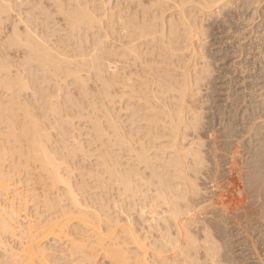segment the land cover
<instances>
[{"label": "bare ground", "instance_id": "6f19581e", "mask_svg": "<svg viewBox=\"0 0 264 264\" xmlns=\"http://www.w3.org/2000/svg\"><path fill=\"white\" fill-rule=\"evenodd\" d=\"M47 1L49 3V0ZM51 1L56 7L57 14H60L58 16L62 15V19L69 23L68 28H70L68 29L66 26L65 28L67 29H64L68 30L69 34L71 32L69 31L70 29H77L76 31H78V29L83 28L81 30L89 31L91 35L96 36L95 40L105 48V55L104 53H102L103 56L99 55L100 53L98 54L99 56L93 52H90L93 53L91 55L90 53H86L88 50L81 49L85 46L78 48L77 45H75L77 47L71 45L73 41L70 42V39L73 40V38L69 39L68 36L51 37L57 30L50 31L55 25L49 28V20L42 30L39 28L40 24H38L41 33L39 29H37L39 34L34 33L36 29L34 27L32 30L30 27L34 25L30 23L32 19L30 20L29 16L27 17L28 13L25 18L23 17L24 12H21V17L19 13V7L22 5L25 8L27 5H31L32 7L29 0H0V21L7 22V20L12 18L11 14L15 12L14 9H17V11L19 9V12H17L19 16L15 15V18L18 17L17 23L12 24L14 20H11L12 30L10 29V40L8 39V41H11L9 42L11 43L10 46H21L26 55L23 54L25 56L23 60H27L29 57L28 61L31 63L36 62L35 65L39 66V68L35 66L39 69L36 72L40 71L41 73L36 82L34 75L38 73L35 74L34 70L33 72L31 71L34 75L30 73L33 64L29 65V62L24 61L27 65L23 67H27L26 69L28 70L30 66L27 72L29 81H27L26 75L25 82V78L16 73L10 77L11 74L9 75V73L13 71L10 70L12 69L11 64L14 65V61H11V64L7 62L6 55L5 58L7 60H0V73L2 71V73L5 72L7 74H2L0 87L13 92L9 100L5 95H2L8 100L4 99L7 102L1 101L3 99L0 100V125L7 123L6 128H8L5 129L8 131L4 130L6 132L4 133V131H1L3 128L0 127V136L5 134V136H8V140L12 138V141L8 142L7 140L4 142L7 146L11 142L8 150L5 148L6 145H2L1 143L2 146H0V252L2 257H4L5 264H58L54 260L56 259L55 261L57 262L58 258L63 259L65 257L62 256L64 251L60 247L62 246L61 242H64V248L68 243V247H70L68 250L74 249L75 253L84 255V258L86 257L89 263L90 261L92 263L96 252L102 248L100 251L107 262L109 260L111 264H198L195 256L199 250L202 251L205 259L210 261H213L218 256L213 233L214 231L218 232L219 227L229 226L233 228L234 234H252L256 232L258 230L257 225L253 222L264 211V133L261 135V132L264 131V97L259 103L253 102L248 105V111L246 110L244 112L245 116L241 117V121L245 120L249 124L247 130H251L252 134L250 138L253 139H247V142L240 145V141L237 138L241 134L237 132L238 129L236 128L238 127L234 126L235 124L232 125L233 123L230 119H226V122L223 121L225 124L220 132L222 135L219 134L221 139L232 140L233 138V140H236L231 142L226 141V144H224L225 148L221 150L230 155L227 161L232 165V169H234L235 160L239 158L238 156L243 153V157H247L244 162L246 174L243 176V180L245 184L242 188L234 177L224 178L219 173L216 161V153L218 151L215 145L209 142V139H211L209 136L212 134L208 135L209 139L206 136L207 142L203 138L205 136H203L202 130L200 133L203 117L198 113V110L200 112L201 108L195 105L200 92H198V88L194 87L198 84L201 85L203 81L210 80L209 77L212 73L207 43L205 44V40L209 38V22L213 20V22L223 21L225 18L230 26L233 24L238 25L239 21L237 23L236 20H242L238 16L239 11L242 9L247 11L252 1ZM39 2L38 6H40ZM33 7L37 8L36 5H33ZM29 10L32 9L30 8ZM53 10L55 9L53 8ZM44 17L49 16L46 15ZM247 18L245 17L244 19ZM1 23L3 24V22ZM20 23L24 26L23 32L18 27ZM35 26H37L36 22ZM65 30L62 29V31ZM49 31L50 34L52 33L51 36L48 34ZM78 33L76 34L78 35ZM90 33L87 34L90 35ZM234 33L237 34V31H234ZM263 33L262 35H264ZM76 34H74V37H76ZM83 36H86L85 31ZM87 36L86 38L90 37ZM50 37L53 39H50ZM4 38L7 39V37ZM259 38L261 37L259 36ZM103 39L104 42H102ZM3 41L1 40L2 43ZM92 41L94 40L92 39ZM95 42L94 46H92L93 42H91V48L94 47L91 49L92 51L96 49ZM75 44H78V42H75ZM80 44L82 45L81 41H79ZM251 45L254 46V44ZM251 45H248L246 51L252 49ZM100 48H98L99 51L102 49ZM2 49L1 52L4 53L5 50ZM13 49L15 50V48ZM234 49H237V47ZM91 50L89 49V51ZM9 51L8 53L10 54ZM8 53L5 52V54ZM23 60L22 62L20 61L22 65ZM103 61L106 63L104 66ZM18 62L17 64H20ZM17 64L15 63V65ZM25 68H22L18 72L21 73L22 71L21 74L23 75V72L27 71L23 70ZM63 79L69 81V84L72 83L75 88H78V92L80 93H78L80 95L78 99L81 97V101L77 100V107L79 109L76 108V110L90 109L89 112H86L87 110L85 112L86 116H89L90 121L87 119L90 124H88L92 126L94 140L97 143L94 144L96 146L92 152L97 153L95 155L99 166L102 168L101 171L96 172L92 169L88 171L90 169L83 167L81 160L80 163L78 162L79 160L76 161L77 159L75 161L76 163H80V165L75 167L71 164L73 162H65L66 159L63 162L64 158L62 159V157L65 156L66 158V155L67 158L68 156H71V158L75 157V155L74 157L71 155L75 153L73 152L74 150L83 151L82 143L81 145L79 144L81 140L78 139L77 135L72 134L73 131H70L71 135L75 136L72 139V143L70 144L69 142L71 139H66L69 142V146H64L66 144L65 141L63 142L65 143L64 145L62 143L65 147L62 146V149L67 152L60 157L62 160L58 161L56 156L59 155L55 156L53 153V151L56 153L58 151L56 149H59L58 146V148L56 147L58 145L56 143L59 140L56 143L54 142L56 145L51 144L56 147V151L50 145V151L48 150L46 142H48V139L50 140L49 136L52 137L51 134L47 133L48 130L46 132L48 124L46 125L45 122L48 121V116H50L49 119L52 118L51 120H54L49 121L53 122V124L55 123L56 127L54 129L57 128L58 137L59 139L61 138L60 141L69 133H66L63 126V117L61 116L63 112L67 118H65L66 121L64 122L70 123L71 127L68 126L70 129L74 128L72 127V119L70 121V118H68L70 116L68 112L72 110L70 109V107H73L72 105H76V100H74L75 104H72L74 98L72 99L71 97L73 94L69 89L65 88L69 84L64 82L66 83L65 85ZM90 79L99 83L96 87L94 86L95 89L93 91L96 88H100L99 91L96 90L97 93L95 94L88 84ZM31 80L32 83H29ZM47 81H53L56 85H54L55 88L58 87V81H62L61 85H65L64 88L66 89L63 88L64 91L62 93L64 92L63 94H65V92L69 91L71 94L66 93V97L71 98L72 101L69 98V102L65 99L63 100L65 102L60 100L61 103L60 101L58 103L61 108L58 107L59 104L54 102L55 100L52 102L51 96H53V92H51L52 94L49 92L51 89L46 90V87L50 84L47 85ZM28 89L35 91L34 93H31L33 90L30 92V102L27 101V98V100H22L26 97L25 95L20 99L21 93ZM7 90H4V92L6 91L7 93ZM56 91L59 94V88ZM75 98L77 99V97ZM35 104L39 107L38 111L41 109L42 112L43 110V113L37 111L42 116H38V113H36L38 115L34 114L35 112L33 113L36 107L34 106ZM17 110L23 112L22 114L20 111V117H25L24 123L23 119H20L23 124L18 121L19 115L15 113ZM45 110L50 112L47 111L49 113L48 116ZM67 110L69 111L66 114ZM77 111L74 113H78ZM80 111L79 115L82 112L85 114L84 111ZM255 112H259L260 115L256 116H258V119L262 117L263 121L253 126L252 121L255 123L257 119L256 116L254 117ZM41 117L43 119L47 118V120L45 121ZM57 119H59L58 123ZM203 120H205V117ZM72 130L77 129L75 127ZM211 130L213 131V129ZM78 135L80 134L78 133ZM88 140L87 142L91 141ZM23 142L26 150L23 147L25 152L22 150L20 152L19 146ZM12 143L17 144L18 148L15 146L11 149ZM233 143H235V146ZM231 145L233 146L231 147ZM91 146L94 147L93 145ZM11 151L12 153H17V158L18 156L26 155L25 158L20 157L25 162L22 163L24 164L23 166L19 163L21 168H28L31 166L30 163L34 162L32 167L38 173L37 183H39L41 189L40 196L42 194L43 201L46 198V209L50 208L49 212L52 211L51 208L58 205L57 203L55 206L56 201L53 198V195L56 193L53 192L56 186L59 195L56 193L55 196L59 200L61 196L60 202L63 201L62 198L64 196L66 199H63L69 200L71 208L66 205L62 206V203L65 202L63 201L61 205H58L59 208L55 212L59 215L53 213V217L49 215L48 211L47 213L49 214L48 216L44 215L45 218L34 217L33 220H31L28 214L20 215L22 211H25L27 202L24 199L25 197L20 195V188H14L19 181H16L12 175L8 174L11 173L9 171L14 170L9 168L10 165L6 166V169H11H8V172L6 170L4 172L1 169L3 168V163L12 156L9 155ZM63 151H60V154ZM64 164L71 165L65 166ZM61 165L65 166L64 169L61 168ZM13 166L12 164L11 167ZM94 168L96 169V167ZM60 169L65 171V173ZM16 170L17 167L15 168ZM75 171H79L81 179L75 181V185L73 186L72 184L74 183L71 184L70 178L74 176ZM61 172L64 174H61ZM103 175L106 176L103 177ZM86 176L93 181L87 183L83 179ZM218 179L221 180L223 187H228L227 191H220ZM26 189L30 188L27 187ZM87 190L93 191L92 193L89 192L90 197L86 196L85 199L82 197L83 195L80 196V193L82 191L86 195L85 192ZM51 194H53L51 200L53 203L48 198ZM78 196L79 198H84V200L82 198L80 200ZM16 200L17 205H15ZM71 221H74L75 225L70 226ZM79 228L95 232L94 234L99 237H96L98 240H104L107 237V242L104 243L101 240V248L98 250L95 247L100 244L97 243L96 246H93V240L92 242L90 241L92 245L86 243L89 241V236H86L88 238L86 240L84 236L86 230L84 235H82L84 230L82 232ZM7 238L18 241L15 243L19 244V248L16 247L14 249L11 245H8ZM20 239L21 241H19ZM74 252L73 254L70 253L72 258ZM78 258L71 259V261L76 260L78 262Z\"/></svg>", "mask_w": 264, "mask_h": 264}, {"label": "rangeland", "instance_id": "374dc122", "mask_svg": "<svg viewBox=\"0 0 264 264\" xmlns=\"http://www.w3.org/2000/svg\"><path fill=\"white\" fill-rule=\"evenodd\" d=\"M30 2H31V4H32V7H31V5H27V7L29 6V8L27 9V7L25 8L24 7V5H22L21 7H19V9H20V12H19V9H18V11H17V9L15 10L14 9V13H12L11 14V17L12 18H10L9 20H7V22L5 21H0V23L1 22H3V24L1 25L0 24V42H1V40L3 41L5 38L4 37H7V39H5V41H6V44H9V45H7L6 46V44H5V41H3V43L1 42L0 43V46H2L3 47V49L5 50L4 51V53L3 52H1V49H2V47H1V49H0V58H2V59H0V60H7V62H9L10 64L13 62L14 63V65L13 64H11L12 65V69H10L11 71L13 70H15L16 68H18V69H16L14 72L12 71H10L11 73H9V75H10V77H12V75H14V73H16L17 75H20L21 77H24L25 79V82H26V77H27V81H29V77H28V74H27V72H28V70H29V67H28V70L25 68V67H23V66H26L27 65V63L29 62V65H32L31 67H32V69H30V73H31V71L33 72V70H34V73L35 74H37V75H34V73H31V75L33 74L34 75V79H36V82L38 81V79H39V77L41 76V73H40V71L39 72H36L37 70H39V69H37V68H39V66L37 67L36 65H35V63L36 62H30V61H28V58H27V60H23V57H25L26 55H25V52L23 51L24 49L21 47V46H12L13 48H15V50L10 46L11 45V43H9V42H11V41H8V39L10 40V37H9V35L11 34V31H10V29L12 28V25H11V20H14L13 22H12V24H14L15 22L17 23V21L16 20H18V17H16L15 18V15H17V12H19L20 13V17L22 16V13L21 12H24V14H23V17L25 18L26 17V15H27V13H28V15H27V17L29 16V19L31 20L32 19V21L30 22L31 24H33L34 26H32L31 24V28H32V30H33V28L34 29H36V30H34V33H38L39 31H40V33H41V30H42V28H43V26L45 25V24H47L48 23V20H49V28H51L53 25H55V26H53L51 29H50V31L52 32V30H57L55 33H54V31H53V33H54V35L53 36H51V34H50V31L48 32V34H50L49 36H51V37H53V38H58L60 35L62 36V37H64L63 35H65V36H68V38L70 39V38H73V40L72 39H70L69 41L70 42H72L71 43V45H77L78 46V48H81L82 46H85V47H82L81 49H86V50H88V52L86 51V53H90V52H93V53H96L97 55L99 54V55H101V56H103V54L102 53H104V55H105V51H104V47L101 45V43H99V42H97L96 40H95V37L93 36V35H91V33L88 31H86V30H81V29H83V28H81L80 30L78 29V31H79V33H78V31H76L75 29H70L69 31H71L70 32V34H69V32H68V30H65V29H67L68 28V25H69V23L66 21V20H64V19H62L63 17H61V16H58V15H60V14H57V12H56V7L53 5V3H52V1L51 0H49V3H48V1L46 0H35L36 1V3H35V1L34 0H29ZM40 1V2H39ZM252 1V4L250 5V7H248V9H247V11L245 10V9H242L241 11H239L238 13V16L240 17V18H242V20L241 19H239V20H236V22L237 21H239V24L237 25V24H231L232 26H230L226 21L227 20H225V18L223 19V21L222 20H220V21H215V22H213V21H210L211 22V25H210V22H209V29L208 30H210V31H208L209 33H208V37L209 38H207L206 40H205V44L207 45V51H208V53H209V62L211 63V68H210V70H211V74H210V77H209V79L210 80H207V81H203V82H201V85H202V87H201V85L200 84H198V85H195L194 87H196V89L198 88L199 89V91L198 92H200L198 95L199 96H197V100H196V103H195V105H197V107L199 108H201L200 109V112H199V110H198V113H200L201 114V116L204 118L205 117V120H203V118H202V121H201V123H202V126H203V128H202V126H201V128H200V133L202 132V134H203V136H205V137H203V138H205V141H207V137H208V135H211V136H209V137H211V139H209V137H208V139H209V142L210 143H212V144H214L215 145V148H217V153H216V156H217V159H216V161H217V165H218V167H219V173L221 174V176L222 177H224V178H231V177H234L235 179H236V181H237V183L239 184V186L240 187H244V184H245V181L243 180V176L246 174V171H245V165H244V162H245V160L247 159V157L246 156H244L243 157V153L240 155V156H238L239 158L237 159V160H235V166H234V169H232L231 168V164H230V162L229 161H227V158H229L230 157V155H227L226 153H224V152H222L221 150L223 149V148H225V146H224V144H226L225 142L226 141H228V142H231V141H234L233 140V138H232V140H224V139H221L220 138V135H222V133H220L221 132V129H222V127L224 126V124H225V122L227 121V120H229L230 119V121L233 123L232 125H234V126H236V127H238V128H236V129H238V133L239 134H241V135H239V137L237 138L240 142H239V144L240 145H242L244 142H247V139H253V138H250V135L252 134V132H251V130L249 129V131L247 130L249 127V124L245 121V120H243V121H241V119L243 118L242 116H245V111L247 110L248 111V105H250V104H252L253 102L255 103H259L261 100H262V98L264 97L263 95H264V35H262V33L264 32L263 30H264V0H251ZM255 1H257L256 3H258V4H256L255 3ZM38 2L40 3V6H38L39 4H38ZM43 2H45V3H43ZM47 2V3H46ZM263 2V3H262ZM43 4V5H42ZM49 5V7H48V5ZM33 5H36L37 6V8H41L40 10L38 9L37 10V8L36 7H33ZM42 5V6H41ZM46 5V6H45ZM44 6H45V8H47L46 10H45V8H44ZM53 7L55 10H53L52 11V9L53 8H51V7ZM252 6H253V8H252ZM254 6H255V8H254ZM42 7H43V9H42ZM32 9V10H29V9ZM22 9V10H21ZM49 9V11L47 12V10ZM25 10V11H24ZM45 11L44 13H43V11ZM51 10V11H50ZM246 12H245V11ZM27 11V12H26ZM29 11V12H28ZM37 11H39V12H37ZM252 11V12H251ZM51 12V13H50ZM16 13V14H15ZM18 13V14H19ZM31 13V14H30ZM32 13H36L37 14V16H36V14L34 15V14H32ZM40 13V14H39ZM44 14V16H49V17H44L43 16V14ZM54 13H55V15H54ZM247 13V14H246ZM39 14V15H38ZM51 16H50V15ZM54 16H53V15ZM245 14V15H244ZM253 16H252V15ZM261 14V15H260ZM13 15V16H12ZM43 17H42V16ZM241 15H242V17H241ZM252 17H251V16ZM17 16H19V15H17ZM31 16V17H30ZM33 17H35V18H37L36 20H35V18L33 19ZM229 17V16H228ZM247 18V19H244V18ZM40 18H41V20H40ZM47 18V19H46ZM49 18V19H48ZM55 19V20H54ZM251 19V20H250ZM35 20V21H34ZM43 21V22H40V21ZM47 20V21H46ZM225 20V21H224ZM244 20H245V22H244ZM10 21V22H9ZM34 21V23H32ZM40 23H39V22ZM46 21V22H45ZM51 21V22H50ZM53 21V22H52ZM56 21V22H55ZM242 21V22H241ZM35 22H36V25L37 26H35ZM68 24H67V23ZM223 22V23H222ZM235 22V21H234ZM241 22V23H240ZM216 25H215V24ZM218 23V24H217ZM220 23V24H219ZM226 23H227V25H226ZM238 23V22H237ZM21 24V23H20ZM18 24V27H20V29H21V31L24 29V26H23V24ZM38 24H40L39 26H38ZM50 24H52V25H50ZM224 24V25H223ZM244 24V25H243ZM41 25H42V27H41ZM213 25H215V26H213ZM236 25V26H235ZM261 25H262V27H261ZM23 26V27H22ZM29 26V25H28ZM67 26V28H65ZM227 26V27H226ZM235 26V27H234ZM238 26V27H237ZM41 28V30L39 29V28ZM49 28H48V30H49ZM65 28V29H64ZM70 28V27H69ZM68 28V29H69ZM221 28V29H220ZM230 28V29H229ZM236 28V29H235ZM37 29H39V31L37 30ZM60 29V30H59ZM62 29L63 30H65V31H62ZM215 29V30H214ZM225 29V30H224ZM228 29H229V31H228ZM257 29V30H256ZM12 30V29H11ZM47 30V31H48ZM240 30V31H239ZM261 30V31H260ZM24 31V30H23ZM22 31V32H23ZM37 31V32H36ZM73 31V32H72ZM78 33V35L75 33ZM84 31H85V34H86V36L90 33V35H88V36H90V37H88V38H86V36H83L84 35ZM214 31V32H213ZM220 31V32H219ZM234 31H237V34L236 33H234L233 34V32ZM68 32V33H67ZM225 32V33H224ZM231 32H232V35H231ZM262 32V33H261ZM62 33V34H61ZM68 35H67V34ZM88 33V34H87ZM223 33V34H222ZM227 33V34H226ZM39 34V33H38ZM73 34V35H72ZM74 34H76L75 36L76 37H74ZM83 34V35H82ZM264 34V33H263ZM210 35V36H209ZM238 35V36H237ZM240 35V36H239ZM58 36V37H57ZM73 36V37H72ZM77 36H79L78 38H77ZM259 36L262 38V40H261V38H259ZM50 37V39H53V38H51ZM66 38V37H65ZM64 38V39H65ZM80 38V39H79ZM85 38V39H84ZM89 38H91V39H89ZM254 38V39H253ZM67 39V38H66ZM65 39V40H66ZM79 39V40H78ZM88 39H89V41H88ZM92 39L94 40V41H92ZM97 39V38H96ZM260 39V40H259ZM76 40V41H75ZM86 40V41H85ZM91 40V41H90ZM224 40V41H223ZM253 40V41H252ZM54 41V40H53ZM67 41H68V39H67ZM79 41H81V43H82V45L80 44L79 45ZM83 41H84V43H83ZM88 41V42H87ZM96 41V42H95ZM108 41V40H107ZM262 41V42H261ZM75 42L77 43L78 42V44H75ZM91 42H93V45L92 46H94V42L97 44H95V51H92L91 49H93L94 47H92L91 48ZM102 42H104V39H103V41ZM225 42H227V43H225ZM233 42V43H232ZM260 42V43H259ZM67 43H69V42H67ZM85 43H87L86 45H85ZM90 43V44H89ZM99 43V44H98ZM223 43V44H222ZM237 43V44H236ZM4 46H3V45ZM70 44V43H69ZM89 44V45H88ZM103 45H104V43H102ZM210 46H209V45ZM239 44V45H238ZM251 44H254V46L253 45H251ZM99 45V46H98ZM100 45H101V48H100ZM236 45V46H235ZM248 45H251L252 46V49L250 50V51H246L247 49L246 48H248ZM77 46H75V47H77ZM80 46V47H79ZM98 46V47H97ZM233 46V47H232ZM245 46V47H244ZM8 47H10L11 48V50L9 51V49L10 48H8ZM74 47V48H75ZM208 47H209V49H208ZM225 47V48H224ZM237 47V49H234V48H236ZM254 47V48H253ZM17 48H19V49H17ZM21 48V49H20ZM91 50V51H89V49ZM98 48H100L101 50V52L99 51V49ZM2 49V50H3ZM23 49V50H22ZM71 49V48H70ZM76 49V48H75ZM233 49V50H232ZM244 49V50H243ZM21 50V51H20ZM72 50V49H71ZM210 50V51H209ZM221 50V51H220ZM236 50V51H235ZM238 50V51H237ZM8 51L10 52V54L8 53ZM22 51H23V53H22ZM98 51V52H97ZM233 51V52H232ZM254 51V52H253ZM5 52L6 53H8V54H5ZM155 52H157V51H155ZM227 52V53H226ZM249 52V53H248ZM253 52V53H252ZM93 53H90V55L91 54H93ZM262 53V54H261ZM23 54L25 55V56H23ZM216 54V55H215ZM229 54V55H228ZM232 54H234V55H232ZM245 54V55H244ZM7 57H6V56ZM9 55V56H8ZM22 55V56H21ZM98 55V56H99ZM237 55V56H236ZM247 55V56H246ZM249 55V56H248ZM100 56V57H101ZM7 59H6V58ZM11 58V59H9V58ZM20 57H22L21 58V60H20ZM99 57V58H100ZM3 58H5V59H3ZM25 58V59H26ZM255 59V60H254ZM10 60V61H9ZM22 62V60H23V65H22V63L20 62V61ZM12 61V62H11ZM19 61V62H18ZM27 61V63L25 64V62ZM212 61V62H211ZM254 61H255V63H254ZM17 62L18 63H20L21 64V66H20V64H17ZM15 63L18 65H15ZM106 63L103 61V66L105 65ZM261 64V65H260ZM16 68H15V67ZM37 68H36V67ZM240 66H241V68H240ZM19 67H20V69H19ZM14 68V69H13ZM22 68H25V69H23V70H27L26 72H23V75L21 74L22 73V71H21V73L20 72H18V71H20V70H22ZM244 68V69H243ZM241 69V70H240ZM246 70V71H245ZM244 71V72H243ZM19 74H18V73ZM259 72V73H258ZM4 73L5 72H3L2 73V71H1V73H0V78H1V76H2V74L4 75ZM13 73V74H12ZM261 73V74H260ZM6 74V73H5ZM84 74V73H83ZM7 75V74H6ZM5 75V76H6ZM27 75V76H26ZM86 75V74H85ZM213 75V76H212ZM261 75V76H260ZM26 76V77H25ZM29 76H30V74H29ZM3 77V76H2ZM38 78V79H37ZM92 79H93V77H92ZM263 79V80H262ZM64 81H63V83L64 82H69V81H65V79H63ZM67 80V79H66ZM40 81V80H39ZM95 81V80H94ZM93 80H89V82H88V84H89V86H90V89L93 91L94 89H95V87L99 84L97 81H95L94 82ZM212 81V82H211ZM48 82V81H47ZM51 82H53V81H50V82H48L47 83V85L49 86H47L46 88V90H48V89H51V91L49 90V92H50V94H52L51 92H53V96H51L52 98V102L54 101V102H57V104H59L58 102L60 101V100H68V98L66 97L67 96V94H73V96L71 97L72 99H73V101L71 100V98H69L73 103L72 104H75V101L74 100H76V107L74 106V105H72L73 107H74V109H73V107H70V109H72V110H67L66 111V114H67V112L70 114V116L68 117V118H70V121H71V119H72V121H73V125H72V127H76V129L79 131H77V130H72V129H74V128H72V129H70L69 127H71V125H70V123H65L64 121H66V117H65V113H64V116H63V113H62V117H63V119L62 118H60V119H62V122H63V126H64V128H65V131H66V133L67 132H69L70 133V131H73L72 132V134L73 135H77L78 136V139L79 140H81L80 142H79V144L81 145V143H82V145H83V151H79V150H74L73 152H75L74 154H71V155H73V157H74V155H75V157L74 158H71V156L69 157L68 156V158H67V155H66V158H65V156L64 157H62V155H64L65 153H67V152H65V150L64 149H62L64 146H69V142H70V144L72 143V139H73V137H75V136H73V135H71V133L69 134V133H67L68 135L63 139V140H61L60 141V139H59V135L57 134L58 132H57V128L56 129H54V127H56V125H55V123L53 124V122H50L49 120H51L52 118H50L49 119V117L50 116H48L49 115V113L45 110V112H46V114H47V116H48V121L47 122H45L46 120H47V118L45 119H43L42 117V119L43 120H45L44 122H45V124L48 126H46V132H47V130H48V132L47 133H49V134H51L52 135V137L51 136H49L50 137V140L48 139L47 141L48 142H46L47 144V147H48V150L50 151V147H49V145L50 146H52V149H56V147L58 146L59 147V149H56V150H58V151H56V153L53 151V153H54V155L56 156L57 154L59 155V156H56V158H58V161H60V160H62L63 158V162H64V160H65V162L67 161L68 163H71V162H73V163H71L72 165H73V167H75V166H77V165H80V163L83 165V167H87V169H90V170H88V171H91V169L92 170H95L96 172H98V171H101V166H99V163H98V160H97V157H96V155L95 154H97L96 152H94V154H93V152H92V150H94V148H95V146L96 145H94V144H97L95 141L96 140H94V135H93V130L91 129L92 128V126H90L89 124V121H90V119L88 118L89 116L87 115L86 116V112H89V108H85V109H83V110H79L80 112H82V111H86L85 112V114L82 112L81 113V115L83 114L84 115V117H83V115L81 116V115H79L78 113H79V111H77L76 110V108L77 109H79L78 107H77V102L80 100L81 101V97L78 99V97L80 96L79 94V92H78V88H77V90H76V88L72 85V83H68L69 84V86L67 85V86H65L66 85V83H64L65 85V88L68 90L69 89V91L71 92V93H69V91L68 92H65V94H63L62 93V91H64V86L63 85H61V82H59L58 81V83H57V86L58 87H54V85H55V83L53 84V83H51ZM209 82V83H208ZM29 83H32V80H31V82H29ZM60 83V84H59ZM62 83V84H63ZM203 83V84H202ZM263 83V84H262ZM52 84H53V86H52ZM59 85H61V86H59ZM206 85H208V86H206ZM51 86V87H50ZM56 86V85H55ZM95 86V87H94ZM200 86V87H199ZM52 87H53V91H52ZM99 87V86H98ZM205 87V88H204ZM58 88H59V94H57L58 92L56 91V89L58 90ZM62 88V89H61ZM64 88V89H63ZM4 88H1L0 87V93H2V94H0V97L2 96V95H5V97L9 100L10 99V97H11V95H13V92L12 91H8L7 89H4V90H7V93H6V91L4 92V90H3ZM65 89V90H66ZM99 89L100 88H96V90L97 91H99ZM200 89H201V91H200ZM29 90V91H28ZM27 91H24V92H22L21 93V98L20 99H22L23 97H24V95L26 96V97H24L22 100H27L28 102H30V92L33 90V89H28ZM34 90H35V88H34ZM33 90V92H31V93H34L35 91ZM93 91L94 92V94L95 93H97V91ZM1 91H3L4 93H6V94H4L3 92H1ZM10 94H9V93ZM29 92V93H28ZM92 92V93H93ZM12 93V94H11ZM25 93V94H24ZM79 93V94H78ZM27 94H29V95H27ZM7 95H9V97H7ZM61 95V96H60ZM63 95V96H62ZM68 95V96H69ZM4 96H2V98H0V100L1 99H3V100H1V101H4V102H7L8 100L4 97ZM66 97V98H65ZM75 97H77V99L75 98ZM27 98V99H26ZM7 100V101H5V100ZM21 100V101H22ZM78 100V101H77ZM79 101V102H80ZM201 101V102H200ZM205 101V102H204ZM63 102H65V101H63ZM67 102V101H66ZM68 102H69V100H68ZM208 102V103H207ZM60 103H61V101H60ZM71 103V102H70ZM70 103H68V104H70ZM201 103V104H200ZM55 104V103H54ZM56 104V105H57ZM66 104V103H65ZM71 105V104H70ZM199 105H201V106H199ZM34 106H36L35 107V109L33 110V113L34 114H36V113H38V112H41V109L38 111L37 109H39V107H38V105L37 104H35ZM69 106V105H68ZM58 107H60L61 108V106H60V104L58 105ZM204 107V108H203ZM59 108V109H60ZM203 110V111H202ZM18 111V110H17ZM17 111L15 112L17 115H19V117H20V115H21V113L23 114V112L21 111V113H20V111H18V113H17ZM38 111V112H37ZM78 112V113H74V112ZM41 113H43V110H42V112ZM41 113H38V114H36V115H38V116H42L41 115ZM61 113V112H60ZM258 113V114H257ZM45 114V115H46ZM68 114V115H69ZM73 114V115H72ZM74 114H77V115H74ZM204 115V116H203ZM256 115H260L259 114V112H255L254 113V117L256 116ZM23 116V115H22ZM18 117V121L20 122V123H22V121H23V123H24V118L22 117H20L19 118ZM44 117H46V116H44ZM59 117H60V114H59ZM242 117V118H241ZM258 116H256V118H257ZM66 118V119H65ZM89 119V121H88V119ZM91 118V117H90ZM255 118V119H256ZM260 118V117H259ZM20 119H23L22 121H20ZM227 119V120H226ZM58 120L59 119H57V123H58ZM222 120V121H221ZM226 120V121H225ZM239 120V121H238ZM257 120V121H256ZM255 120V123H254V121H252V124H254L253 126H255V124L257 125V124H259L260 122H262L263 121V118L261 117L260 119H256ZM259 120V121H258ZM261 120V121H260ZM51 121H54V120H51ZM88 121V122H87ZM223 121H225L224 123H223ZM236 121H238V122H236ZM67 122H69V120H67ZM22 123V124H23ZM51 123V124H50ZM89 123V124H88ZM205 123H206V125H205ZM217 123H221V124H217ZM66 124V125H65ZM209 124V125H208ZM238 124H240V125H238ZM2 125V124H1ZM0 125V127L1 128H3V130L1 129V131H4L5 129H8V128H6V125H7V123L5 124H3L2 126ZM5 125V126H4ZM53 127H52V126ZM55 125V126H54ZM219 125V126H218ZM220 125H222V126H220ZM246 125V126H245ZM4 126V127H3ZM69 126V127H68ZM51 127V128H50ZM89 127V128H88ZM218 127H219V130H218ZM69 128V129H68ZM211 129H213V131L211 130ZM202 130V131H201ZM210 130H211V132H213V133H211L210 132ZM5 131H8V130H5ZM4 131V133H6ZM18 131V130H17ZM51 133H50V132ZM80 134V135H78V133ZM209 131V132H208ZM219 131V132H218ZM240 131V132H239ZM19 132V131H18ZM209 134H208V133ZM236 132V133H237ZM250 132V133H249ZM46 133V134H47ZM90 133V134H89ZM262 134L261 135H263V133H264V131L263 132H261ZM18 134V133H17ZM57 136H56V135ZM205 134V135H204ZM220 134V135H219ZM71 137H70V136ZM87 135V136H86ZM89 135V136H88ZM7 136V135H6ZM5 136V134L4 135H2V136H0V146H2V145H6V143L4 144V142H6L7 140H8V136L6 137ZM69 136V137H68ZM79 136H80V138H79ZM207 136V137H206ZM237 136H238V134H237ZM1 137H2V140H1ZM4 137V138H3ZM47 137H48V135H47ZM48 137V138H49ZM68 137V138H67ZM90 137V138H89ZM213 137V138H212ZM56 138H57V140H56ZM4 139H6V140H4ZM12 139V138H11ZM10 138H9V140H8V142L9 141H12ZM55 139V140H54ZM66 139H71V140H69V142H68V140H66ZM78 139H75V140H78ZM91 140V141H89V140ZM104 139H106V138H104ZM4 140V141H3ZM52 140H53V142H52ZM58 140H59V142H58ZM78 140V141H79ZM87 140L89 141V142H87ZM93 140V141H92ZM56 141L58 142V143H56ZM65 141V143L67 144H65V143H63ZM67 141V142H66ZM236 141V140H235ZM49 142H51V143H49ZM56 144H58V145H56ZM98 143H99V141H97ZM208 142V141H207ZM1 143H2V145H1ZM62 143H63V145H62ZM86 143H88V144H86ZM89 143H91L90 145H89ZM51 144H54V145H56V147H54L53 145H51ZM235 143H233V145H234ZM9 146L11 145V142L8 144ZM17 145V144H16ZM15 143H12V148L11 149H13L15 146ZM24 142L21 144V146H19V148H20V152H21V150L22 151H24L25 152V150H26V147H24ZM87 145H89V146H87ZM91 145H93L94 147H92ZM233 145H231V147L233 146ZM9 146H5V148H7V150L9 149ZM63 146V147H62ZM92 148H91V147ZM235 146V145H234ZM17 148H18V146H16ZM23 147H24V149H23ZM54 147V148H53ZM57 147V148H58ZM61 147V148H60ZM3 148H4V146H3ZM65 148V147H64ZM87 148V150H85ZM90 148V149H89ZM51 149V150H52ZM64 150V151H63ZM60 151H63V152H61L62 154H60ZM24 152H22V153H24ZM58 152V153H57ZM77 152V153H76ZM88 152V153H87ZM11 153V154H10ZM9 153V155L11 156H13L15 153L13 152L12 153V151ZM78 154V155H77ZM84 154V155H83ZM16 155V156H15ZM13 157L11 156L10 157V161H11V163H10V161L9 160H6L5 162H7V163H3V165H2V167L4 168H1L2 169V171H4L5 172V170H6V172H8L9 170H11V169H14L13 171H9V172H11V173H8V174H10V175H12V177H13V179H15L16 181H19V183L17 184V185H15L14 186V188H17V187H19L20 188V195L21 196H23V197H25L24 199H25V201L27 202L26 203V209H25V211H22L21 213H20V215H25V214H28L29 215V217L31 218V220H33L34 219V217H38V218H43L44 217V215H46V216H48V214L49 215H51L52 217L54 216V214H57V213H55L57 210V208H59V206L58 205H61V203L63 202V201H65V202H63L62 203V206L63 205H66V206H70V208H71V205H70V202H69V200L67 199V200H65L66 198L63 196V198H65V199H63L62 198V200L63 201H61L60 202V200H61V196H60V200H59V198L58 197H56L55 196V194L57 193L58 195H59V192H58V189L56 190V188H57V186H56V188H54V195L53 194H51L48 198H49V200L51 201L52 200V195H53V198H55L54 200L56 201V203H55V201H54V203H55V206H56V204L58 203V207L56 206V207H54V208H51L52 209V211H50L49 212V210H50V208L49 209H46V204L47 203H45L46 201H45V199H44V201L42 200L43 199V197H42V194H41V196H40V192H41V189H40V185H39V183H37V177H38V173L33 169V167H32V165H34L32 162L30 163V167H28V168H26L25 167V169H24V167H22L21 168V166H23L24 164H22V163H25L24 162V159L23 158H25L26 157V155H24V156H18V158H17V153L15 154ZM19 155V154H18ZM21 155V154H20ZM86 155V156H85ZM88 155H90V156H88ZM84 156V157H83ZM20 157H23L22 158V160H21V158ZM60 157H62V159L60 158ZM15 158V159H14ZM18 160H17V159ZM20 158V159H19ZM60 158V159H59ZM80 158V159H79ZM27 159V158H26ZM77 159V160H76ZM82 159H83V161H82ZM78 161V162H80V160H81V162L80 163H76V161ZM23 161V162H22ZM26 161V160H25ZM227 161V162H226ZM94 162V163H93ZM9 163V164H8ZM19 163H21L22 165L20 166V164ZM61 163V162H60ZM75 163H76V165H75ZM8 164V165H7ZM12 164L15 166H13V167H11L12 166ZM71 164H69V165H71ZM230 164V165H229ZM10 165V167L9 168H11V169H9V168H7L6 169V166L8 167ZM65 166H69L68 164L66 165V164H64ZM95 165V166H94ZM64 166V167H65ZM92 166V167H91ZM17 167V172L15 171V168ZM64 167L61 165V168L62 169H64ZM94 167H96V169L94 168ZM235 167H236V169H235ZM77 168V167H76ZM9 169V170H8ZM23 169V170H22ZM86 169V170H87ZM230 169V171H228ZM61 170V169H60ZM232 170V171H231ZM237 170V171H236ZM61 171H63V170H61ZM83 171V170H82ZM85 171V170H84ZM228 171V172H227ZM236 171V172H235ZM16 172V173H15ZM64 173H65V171H63ZM63 172H61V174H64ZM81 172V171H80ZM231 172V173H230ZM14 173H15V175H14ZM81 173H83V172H81ZM85 173V172H84ZM228 173H230V174H228ZM74 176L72 177L71 176V178H70V182H71V184L72 183H74V184H72L73 186L75 185V181H77V180H80L81 178V176L79 175V171L78 172H74V174H73ZM78 175V176H77ZM77 176V177H76ZM106 175H103V177H105ZM79 177V178H78ZM88 176H86V177H84L83 179L88 183V182H92L93 180L91 179V178H87ZM87 180H86V179ZM30 179V180H29ZM90 181H89V180ZM27 181H29L28 183H27ZM217 182H218V186L220 187V191H227V189H228V187H223V185H221L222 183H221V180L220 179H218L217 180ZM27 184V185H26ZM23 187H24V189H23ZM30 188V189H26V188ZM13 189V188H12ZM11 189V190H12ZM77 189V188H76ZM222 189H225V190H222ZM28 191V192H27ZM93 191V190H92ZM92 191L90 192V191H86L85 193H86V195L81 191V193H80V191H78L81 195L80 196H82V197H86V196H89L90 197V194H89V192L90 193H92ZM52 192V193H53ZM36 195V196H35ZM82 197H80V198H82ZM36 198V199H35ZM40 198V199H39ZM78 198H79V196H78ZM79 198V199H80ZM84 198H82L83 200H84ZM88 198V197H87ZM39 199V200H38ZM86 199V198H85ZM44 202H42V201ZM81 200V199H80ZM69 203H68V202ZM52 202V201H51ZM17 203V200L15 201V205H17L16 204ZM45 204V205H42V204ZM53 203V202H52ZM60 203V204H59ZM43 206H44V209H43ZM65 206V207H66ZM48 208V207H47ZM53 209H54V211H53ZM254 209H258V208H254ZM45 211V212H44ZM47 211L49 212V213H47ZM37 213V214H36ZM42 213V214H41ZM54 213V214H53ZM57 215H59V214H57ZM57 215H55V216H57ZM50 217V216H49ZM45 218V217H44ZM75 222L74 221H71L70 222V226L71 225H73ZM254 224H256L257 225V231L256 232H254V233H252V234H249V233H246V234H234V232H233V228H230L229 226H225V227H223V228H220L219 227V229H218V232L216 231H214V235H213V238L215 239V241H216V247H217V249H216V251H217V253H218V256H216L215 258H214V260L213 261H210V260H207V259H205V257H204V254L202 253V251L201 250H199L198 252H197V254H196V261L198 262V264H264V211H263V214L260 216V215H258V219H256L254 222H253ZM75 225V224H74ZM104 226V225H103ZM79 230L80 231H82L83 232V228H79ZM86 230V229H85ZM85 230H84V232L82 233V235H84V233H85ZM87 233V234H86ZM86 233H85V238H86V236L89 238V241H87L86 243H89V244H91L90 243V241L92 242V240H93V242H92V244H94L93 246H96L97 245V243H101L102 241H104V243H106L107 242V237L106 238H104V240H98L97 238H99V237H97V235L96 234H94L95 232H92V231H90V230H86ZM95 235V236H94ZM103 235H105V234H103ZM92 236V237H91ZM94 236V237H93ZM97 237V238H96ZM88 238H86V240L88 239ZM92 238V239H91ZM93 238H96V239H93ZM8 239V241H7V243H9L8 245H11V247L12 248H14V249H16V247H18L19 248V244L18 243H15V242H18V241H15V239H12V238H7ZM6 239V240H7ZM9 240H10V242H9ZM17 240V239H16ZM95 240H97V241H95ZM14 241V242H13ZM19 241H21V239L19 240ZM101 241V242H100ZM109 241V240H108ZM11 243V244H10ZM62 243V246H60L61 248H62V250L64 251L63 252V255L62 256H65V257H63V259H60V258H58L57 260V262L54 260V262L55 263H58V264H66L68 261H69V259H70V263L68 262L67 264H90L91 263V261H90V263H89V261H88V259L86 258H84V255H80V254H77V253H75L72 249L71 250H68V249H70V247H68V243L65 245V248H64V242H61ZM13 244V245H12ZM91 244V245H92ZM102 244V243H101ZM101 244L100 245H98L97 247H95V248H97L98 250L101 248ZM18 245V246H17ZM59 247V248H60ZM103 248H104V246H103ZM97 249H95V250H97ZM102 249V248H101ZM100 249V250H101ZM67 250V251H66ZM99 250V251H100ZM74 252V255H73V258L71 257V254H73V252ZM97 251L96 252V256H95V258H94V260H92V263L91 264H94V262H95V264H111L110 262H109V260H108V262H107V260H106V258L104 257V255H103V253L100 251ZM71 253V254H70ZM65 254V255H64ZM70 255V256H69ZM0 256L2 257V254H1V252H0ZM77 256V257H76ZM0 257V259H3L4 257H2L1 258ZM80 257H82V258H79ZM64 258H68L67 260L66 259H64ZM74 258H78V262L75 260V261H71V259H74ZM61 260V261H60ZM1 261H3L2 262V264L4 263L5 264V261H4V259L3 260H0V264H1ZM60 261V262H59ZM65 261V262H64ZM94 261V262H93ZM73 262V263H72ZM75 262V263H74ZM213 262V263H212ZM7 263V262H6ZM20 264V263H19Z\"/></svg>", "mask_w": 264, "mask_h": 264}]
</instances>
